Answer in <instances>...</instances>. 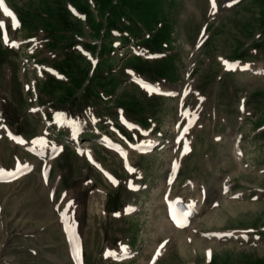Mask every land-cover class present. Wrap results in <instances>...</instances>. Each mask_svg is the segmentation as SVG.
I'll use <instances>...</instances> for the list:
<instances>
[{
  "label": "rangeland",
  "instance_id": "374dc122",
  "mask_svg": "<svg viewBox=\"0 0 264 264\" xmlns=\"http://www.w3.org/2000/svg\"><path fill=\"white\" fill-rule=\"evenodd\" d=\"M5 1L13 16L23 22L21 30L10 23L6 30L9 40L20 43L19 49H9L0 39V115L13 130L20 129L27 139L40 134L47 138L44 121L38 114H34L35 119L29 114L32 108L66 116L80 127L90 114L88 108L107 106L109 114L120 109L139 123L146 124L149 116L158 118L155 121L169 138L176 120V100L148 99L134 82L127 81L128 69L145 81H162L169 89L191 93L188 100L192 106L202 109L194 112V155L183 161L185 170L182 167L181 180L173 193L181 195L189 178L205 184L208 190L202 216L193 220L190 229L176 232L161 209L160 187L168 162L177 157L171 148L146 159L132 155L136 167L133 177L144 176L142 182L148 185L147 191L134 195L127 192L130 176L124 174L116 155L88 144L84 138L94 157L120 181L106 179L69 145L57 158L41 166L36 163L30 175L0 184V264H71L63 223L76 231L71 247L84 251L87 264H118L107 260L102 248H117L128 241L137 253L120 264H147L152 253L156 258L153 264H264V133L258 134L259 128L264 129V77L250 72L229 74L220 62L264 66V0H211L215 11L209 17L207 0ZM74 8L82 19L70 15L69 9ZM7 18L0 10L4 27ZM67 18L71 21L65 29L61 25L56 30L49 27L51 22ZM147 34L151 35L149 39ZM36 36L43 38L44 54L35 52L31 56L30 44L25 43ZM132 38L139 39L136 47L146 46L166 57L143 60L132 56L128 48L113 50L112 42L125 45ZM79 47L98 61L95 69L79 57ZM45 54L50 55L48 59ZM35 57L43 59L42 63L53 68L57 76L41 72L37 77L32 64ZM194 89L202 99L193 95ZM242 96L248 112L241 121L237 106ZM236 134L243 136L248 167L233 160ZM214 136L222 140L214 143ZM3 141L0 158L7 166L12 167L14 155L31 163L32 158L22 147ZM44 164L51 168L48 185L40 180ZM192 167L196 169L190 170ZM227 174L236 190H249L250 197L257 195L258 199L232 201L219 197L221 181ZM121 187L126 190L122 189L123 200H127L123 203L136 199L140 212L119 219L104 217L102 205L108 197L112 201ZM51 189L55 190V204L59 203L60 212L65 214L63 222L48 200ZM212 200H218L219 206L211 208ZM197 207L203 209L200 203ZM251 229L259 230L260 239L251 237L241 242L207 237L209 231ZM166 241L156 257L159 243Z\"/></svg>",
  "mask_w": 264,
  "mask_h": 264
},
{
  "label": "snow or ice",
  "instance_id": "6c2138e0",
  "mask_svg": "<svg viewBox=\"0 0 264 264\" xmlns=\"http://www.w3.org/2000/svg\"><path fill=\"white\" fill-rule=\"evenodd\" d=\"M0 7H3V0H0ZM4 12L7 16L12 17L13 26L15 27L16 21H15V17L13 16V14L11 12H9L7 8H4ZM3 27H4V25L2 23H0V28H3ZM5 41L7 42V38H5Z\"/></svg>",
  "mask_w": 264,
  "mask_h": 264
},
{
  "label": "bare ground",
  "instance_id": "6f19581e",
  "mask_svg": "<svg viewBox=\"0 0 264 264\" xmlns=\"http://www.w3.org/2000/svg\"><path fill=\"white\" fill-rule=\"evenodd\" d=\"M193 209H194L195 211H201V210H202V208L197 207L196 204L194 205ZM171 211H172V213H173V217H174V219H175V220H178V215H177V213L173 210L172 207H171Z\"/></svg>",
  "mask_w": 264,
  "mask_h": 264
}]
</instances>
